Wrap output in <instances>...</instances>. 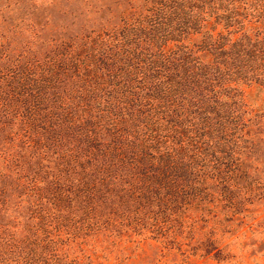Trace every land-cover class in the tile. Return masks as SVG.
Wrapping results in <instances>:
<instances>
[{
  "label": "trees",
  "instance_id": "1",
  "mask_svg": "<svg viewBox=\"0 0 264 264\" xmlns=\"http://www.w3.org/2000/svg\"><path fill=\"white\" fill-rule=\"evenodd\" d=\"M41 3L0 2V264L224 253L264 207V0H121L39 37Z\"/></svg>",
  "mask_w": 264,
  "mask_h": 264
},
{
  "label": "rangeland",
  "instance_id": "2",
  "mask_svg": "<svg viewBox=\"0 0 264 264\" xmlns=\"http://www.w3.org/2000/svg\"><path fill=\"white\" fill-rule=\"evenodd\" d=\"M39 1L42 3L35 11L38 25L43 28L38 33L39 37L58 35L64 30L73 33L116 24L123 9L121 0H118L120 4L114 0H37ZM7 28L5 25L4 29ZM19 29L22 34L16 39H28V31L23 26ZM246 97L248 103L264 105L262 94L249 90ZM262 214L264 207H255L249 219L221 243H228V246L218 257L213 251L201 257L181 255L174 249L165 248L160 241L145 238L138 243H129L124 250H114L112 262L106 264H264Z\"/></svg>",
  "mask_w": 264,
  "mask_h": 264
}]
</instances>
